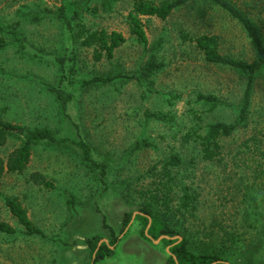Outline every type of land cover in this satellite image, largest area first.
Masks as SVG:
<instances>
[{
  "label": "rangeland",
  "instance_id": "rangeland-1",
  "mask_svg": "<svg viewBox=\"0 0 264 264\" xmlns=\"http://www.w3.org/2000/svg\"><path fill=\"white\" fill-rule=\"evenodd\" d=\"M132 1L113 0L105 10L99 0H88L97 10L80 12L82 24L90 30H116L125 41L110 59L97 61L91 47L75 44V78L136 72L150 52L163 65L147 84L122 79L75 83L63 112L48 90L57 84L54 57L67 44L66 32L48 12L59 0H0V119L26 129L47 128L55 141L65 139L33 144L24 169L1 175L0 222L13 232L0 231V264H87V240L96 236L107 245L113 235L117 240L109 246L111 254L95 264H169L165 249L141 236V220L120 228L123 215L136 214L146 194L159 189L162 164L170 154L182 163L170 169L171 180L163 188L191 250L221 249L229 264H264V73L253 81L245 121L217 139L212 160L202 158L199 142L209 123L235 119L245 78L205 61L194 39L214 34L220 54L249 61L253 50L244 31L218 6L189 0L163 20L141 18L143 47L124 19ZM231 1L254 20L264 39V0ZM35 15L37 20L31 18ZM198 94H213L219 105L210 110L196 99ZM145 111L168 113L172 119L146 120ZM79 139L94 161L106 163L103 183L83 162L75 143ZM136 141L148 145L130 151ZM19 144V138L5 140L3 162ZM182 186L195 195L191 212L176 210ZM5 197L17 199L42 235L25 232L9 213Z\"/></svg>",
  "mask_w": 264,
  "mask_h": 264
},
{
  "label": "trees",
  "instance_id": "trees-1",
  "mask_svg": "<svg viewBox=\"0 0 264 264\" xmlns=\"http://www.w3.org/2000/svg\"><path fill=\"white\" fill-rule=\"evenodd\" d=\"M99 1L105 10H110L113 0ZM187 1L189 0H160L154 3L150 0H133L124 17L129 34L133 36L138 44L144 47L146 45V36L141 18L143 16H153L163 20L174 8ZM206 1L218 6L231 18L236 20L244 31L253 50L252 59L245 61L229 55L220 54L217 49V37L214 34H204L194 39L195 46L201 51L205 61L231 68L245 78L235 119L230 123L219 121L211 122L206 126L205 133L201 136V140L199 141L202 146L201 156L203 159L212 160L215 155L218 154L219 145L217 139L221 136L229 135L237 126L242 124L247 117L253 81L257 75L264 73V39L254 20L238 8L231 0ZM91 7L88 5V0H59V4L54 10H42L50 12L51 16L58 20L67 36V44L63 53L54 57V61L58 66L57 84L48 86V90L53 93L57 105L63 112H65L68 102L72 99L73 93L71 86L75 83L88 86L96 82L107 83L115 79H122L123 81L135 80L139 84L143 82L147 84L149 83V77L163 65V63L157 59L156 53L150 52L146 61L136 72L126 74L117 71L106 74L105 76H93L78 81L75 78L77 72L74 51L75 44L91 47L92 59L97 61L102 57L110 59L113 56L114 49L125 41L123 35L116 30L106 31L101 28L90 30L86 28L80 20V12L83 10H97L95 5ZM31 18L37 20L38 15ZM2 30L0 26V31ZM8 33L15 41H19V35L15 30H10ZM158 42L159 39L157 43L150 45V51L157 48ZM196 99L209 104L210 110L219 105V101L213 94H198ZM144 117L146 120L154 119L164 123L172 119V116L168 113H154L148 111L144 112ZM52 136V132L47 128L26 129L19 124H13L0 119V146L7 138L13 137L20 139V144L8 153L4 162L0 157V177L3 172H20L24 169L29 160L31 146L38 142L49 144L56 142L57 140L55 141ZM60 141H65V139H59L57 142ZM75 143L81 150L80 154L83 162L89 168L97 171V178L103 183L106 163L94 161L90 156L88 145L81 139L77 140V142L75 141ZM146 145H148V143L145 141H136L131 145L129 150L134 151ZM181 163L182 159L176 154H170L168 159L164 160L159 175L163 183L159 181L161 183L159 189L154 188L146 194L145 199L140 204L141 206L137 209V213L134 215L133 219L141 220L143 229L148 224L146 233L151 239L165 236L159 240L157 245L164 249L167 248L165 251L169 264H229L225 255L226 253L220 251L221 249L200 253L193 252L189 244L188 236L180 232L179 225L182 226V220L173 219L174 212L169 206L170 199L168 196V189L163 187L171 180L170 169L179 166ZM181 192V196L179 197L180 203L176 206V210L180 211L181 209V212H191L192 206H190V204L193 203L195 195L187 186H182ZM4 204L8 208L11 216H13L15 221L25 229L27 234L42 235V232L32 224L25 209L19 204L15 197H5ZM130 217L131 213H125L123 215L120 228L121 231L126 226ZM143 229L141 231V236L150 241L144 235ZM0 231L12 233L13 228L4 222H0ZM178 234L181 236L180 240H177L176 237L173 238ZM99 240L100 238L96 236L87 240L89 248L88 263L90 264H95L100 258L111 254L112 250L109 246L116 242L117 236H111L107 245L103 242L98 243Z\"/></svg>",
  "mask_w": 264,
  "mask_h": 264
},
{
  "label": "water",
  "instance_id": "water-1",
  "mask_svg": "<svg viewBox=\"0 0 264 264\" xmlns=\"http://www.w3.org/2000/svg\"><path fill=\"white\" fill-rule=\"evenodd\" d=\"M134 215H135V212H133L132 214H131V217H130V219H129V223H130V221H132V219H133V217H134ZM148 223H149V221H148ZM128 224V223H127ZM147 227H148V224L146 225V227L144 228V230H143V233H144V235L151 241V242H153V243H157V242H159V240L161 239V238H163V237H165V236H159L157 239H151L148 235H147V233H146V229H147ZM177 238V240H180V236H174L173 238ZM100 242V240L98 241V243ZM167 248H165V250H166ZM212 264V263H211Z\"/></svg>",
  "mask_w": 264,
  "mask_h": 264
}]
</instances>
